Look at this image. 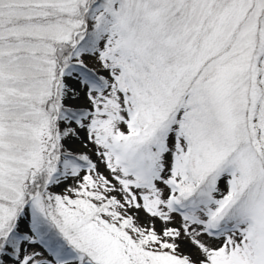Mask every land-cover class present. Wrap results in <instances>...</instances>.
Segmentation results:
<instances>
[{"label": "rangeland", "instance_id": "rangeland-1", "mask_svg": "<svg viewBox=\"0 0 264 264\" xmlns=\"http://www.w3.org/2000/svg\"><path fill=\"white\" fill-rule=\"evenodd\" d=\"M62 1L48 119L0 128V264H264V0L178 28L166 0Z\"/></svg>", "mask_w": 264, "mask_h": 264}, {"label": "crops", "instance_id": "crops-1", "mask_svg": "<svg viewBox=\"0 0 264 264\" xmlns=\"http://www.w3.org/2000/svg\"><path fill=\"white\" fill-rule=\"evenodd\" d=\"M72 6L62 0H0L1 137H10L14 121H21L28 128L29 121L38 127L47 121L43 93L53 91L55 52L65 39L61 35L65 29L59 28L58 19ZM17 80H33L37 85L20 87ZM37 137L43 143L42 137L47 135L39 133Z\"/></svg>", "mask_w": 264, "mask_h": 264}, {"label": "trees", "instance_id": "trees-1", "mask_svg": "<svg viewBox=\"0 0 264 264\" xmlns=\"http://www.w3.org/2000/svg\"><path fill=\"white\" fill-rule=\"evenodd\" d=\"M190 0H166V3L163 7V16L162 18L165 20V27H171V28H178L180 26V22L182 19H187L189 16V10L191 7ZM175 6L177 9H175ZM192 12V11H191ZM164 28V27H162ZM169 31L171 29L168 28ZM165 29H162L160 32H164ZM188 31L191 33L196 31V25L193 24L190 28H188ZM172 32V31H171ZM59 52L63 53L65 55V58L68 59L70 54H71V49L68 48V46H60L59 47ZM58 52V55H59ZM58 60L61 61L62 57L59 56ZM179 66V65H178ZM177 66V67H178ZM175 67V69L177 68ZM174 68L171 69V72L174 73ZM179 84H183L188 81L184 78V76H181ZM178 84V85H179ZM189 86L185 89H187ZM175 89H177L175 87ZM51 101L53 99H50ZM40 185L41 187L43 186V177L42 174L39 176H36V179H33L32 183L30 184L29 188L27 189L28 193H33L37 192V186ZM44 240L52 244L54 247H58L61 251L67 252L68 250H71V246L67 244L63 239L60 237L53 236V233H48L44 237Z\"/></svg>", "mask_w": 264, "mask_h": 264}]
</instances>
